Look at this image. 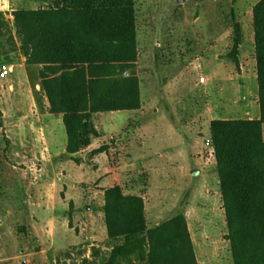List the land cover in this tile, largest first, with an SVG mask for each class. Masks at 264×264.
<instances>
[{
	"label": "trees",
	"instance_id": "16d2710c",
	"mask_svg": "<svg viewBox=\"0 0 264 264\" xmlns=\"http://www.w3.org/2000/svg\"><path fill=\"white\" fill-rule=\"evenodd\" d=\"M12 15L0 10V58L20 52L40 67L68 154L99 134L96 113L142 106L135 0H51ZM252 28L260 117L210 123L231 264H264V0L252 7ZM242 40L235 22L229 56L237 66ZM103 210L112 249L96 264H198L183 213L149 227L143 198L120 185L105 190Z\"/></svg>",
	"mask_w": 264,
	"mask_h": 264
},
{
	"label": "rangeland",
	"instance_id": "374dc122",
	"mask_svg": "<svg viewBox=\"0 0 264 264\" xmlns=\"http://www.w3.org/2000/svg\"><path fill=\"white\" fill-rule=\"evenodd\" d=\"M135 1L138 70L144 101L156 104L168 117L191 118L207 101L215 103L214 116H220L224 108L231 109L237 117L251 116L240 113L243 102L249 112L256 106V79L249 76L245 86L241 85L237 65L229 53L235 22L241 24L245 42L252 38V7L258 0ZM50 2L0 0V10L12 20L13 6L38 8ZM222 36H228L223 43L219 42ZM39 69L38 65L27 64L20 52L0 58V264H83V246L87 243L82 241L77 219H69L70 229L64 240L58 242L66 248L62 252L52 248L54 245L47 237H38V230L31 227L35 223L32 216L36 215L35 225L46 232L44 222L50 214L47 210L50 200H55L60 221L63 212L69 215L75 211L74 204H63L65 194L56 175L54 185H47L51 182L50 174L46 157L40 151L50 143L65 146L67 134L60 117L49 114ZM191 70L194 75L201 71L215 70L221 75L223 70L229 71V86L225 90L217 85L200 86L198 79V86L192 88L191 80H187L194 77L189 73ZM167 78L173 79L171 93L167 92ZM206 228L209 234L205 240L213 246H225L226 252L229 246L226 228L213 235L223 224L214 227L207 220Z\"/></svg>",
	"mask_w": 264,
	"mask_h": 264
},
{
	"label": "crops",
	"instance_id": "0c3cea01",
	"mask_svg": "<svg viewBox=\"0 0 264 264\" xmlns=\"http://www.w3.org/2000/svg\"><path fill=\"white\" fill-rule=\"evenodd\" d=\"M227 37L222 36L219 42L223 43ZM238 59L241 85L245 86L249 76L257 82L253 34L248 42L243 38ZM193 71H189L191 76ZM220 75L215 70L201 71L187 80H191L192 88L198 86L199 79L200 86L217 85L225 90V86H229L230 72L223 70ZM166 80L167 92L171 93L174 90L173 79ZM214 104L207 101L206 106L191 118L181 115L168 117L156 104L142 99L139 109L96 113L93 121L99 134L77 153L66 156V145L60 147L50 143L43 147L40 152L46 157L44 161L51 181L47 185H54L56 175L65 194L63 204H74L75 211L69 212V215L63 212L60 221L55 200H50L47 206L50 214L44 222L46 232L35 225L37 216H32L35 223L31 227L38 230V237H47L54 245L52 248L58 252L65 251V246L58 242L64 240L63 236L70 229L69 219L75 218L82 241L87 243L83 246V264L99 263L101 257L112 249L108 243L103 210L104 193L107 188L120 185L125 194L143 198L149 227L179 213L185 215L198 264H231L230 246H226L225 252V246H213L205 240L209 234L207 220L214 227L223 224L219 232L213 233L214 236L226 228L220 180L215 159L207 158L205 139L210 137L212 120L259 118L260 109L258 94L252 111L249 112L248 105L243 102L240 114L251 113L248 117H237L228 108L221 110L220 116H214ZM60 119L63 121L62 117ZM101 146L104 149L96 151Z\"/></svg>",
	"mask_w": 264,
	"mask_h": 264
},
{
	"label": "built area",
	"instance_id": "2783aa9c",
	"mask_svg": "<svg viewBox=\"0 0 264 264\" xmlns=\"http://www.w3.org/2000/svg\"><path fill=\"white\" fill-rule=\"evenodd\" d=\"M205 146H206V151H207V158H209V160H214L215 159V148L212 144L211 137H207L205 139Z\"/></svg>",
	"mask_w": 264,
	"mask_h": 264
}]
</instances>
